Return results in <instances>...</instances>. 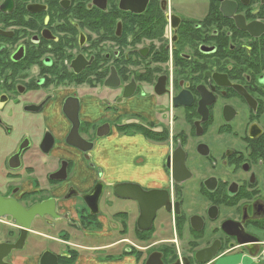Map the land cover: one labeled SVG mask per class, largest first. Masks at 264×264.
Masks as SVG:
<instances>
[{
    "label": "flooded vegetation",
    "instance_id": "obj_1",
    "mask_svg": "<svg viewBox=\"0 0 264 264\" xmlns=\"http://www.w3.org/2000/svg\"><path fill=\"white\" fill-rule=\"evenodd\" d=\"M0 264H264V0H0Z\"/></svg>",
    "mask_w": 264,
    "mask_h": 264
},
{
    "label": "crops",
    "instance_id": "obj_2",
    "mask_svg": "<svg viewBox=\"0 0 264 264\" xmlns=\"http://www.w3.org/2000/svg\"><path fill=\"white\" fill-rule=\"evenodd\" d=\"M110 159L111 158L109 155H107V153L98 154L96 164L102 167L105 171H108Z\"/></svg>",
    "mask_w": 264,
    "mask_h": 264
}]
</instances>
